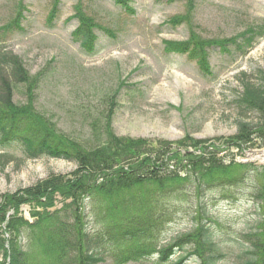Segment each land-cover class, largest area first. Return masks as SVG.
<instances>
[{"label": "rangeland", "instance_id": "374dc122", "mask_svg": "<svg viewBox=\"0 0 264 264\" xmlns=\"http://www.w3.org/2000/svg\"><path fill=\"white\" fill-rule=\"evenodd\" d=\"M130 1L133 14L123 12L113 0H0V46L18 54L38 81L32 88V100L29 85H17L14 102L20 107L31 104L57 131L83 143L86 152L103 148L101 153L108 157L115 150L103 145L112 134L153 141L222 143L245 135L240 121L252 126L258 123L257 114L243 112L236 100L244 82L257 83L258 71L264 69V38L246 54L214 45L209 48L210 71L205 72L187 55L165 54L164 45L165 41L186 40L193 33L207 40H225L251 27L264 28V0ZM55 5L57 13L49 21ZM80 11L100 25L92 52L84 50L72 35L78 19L71 17ZM19 12L21 27L15 23ZM176 17L181 19L173 21ZM262 149L264 144L243 149L233 146L221 153L227 164H253L252 182L174 195L167 205L172 221L161 243L191 231L200 206L219 220L216 230L224 239L244 240L243 233L254 230L262 214L255 186L258 179H264V162L251 152ZM77 169L73 161L49 156L29 159L20 151L0 148V202L5 194ZM181 174H188L186 185L196 183L187 170ZM113 198L89 202L90 212L104 216ZM22 209L33 221L30 206ZM37 235L24 244L30 256L42 258L47 246ZM97 264L115 263L106 253ZM124 264L159 263L153 257ZM225 264L240 263L235 255Z\"/></svg>", "mask_w": 264, "mask_h": 264}, {"label": "trees", "instance_id": "16d2710c", "mask_svg": "<svg viewBox=\"0 0 264 264\" xmlns=\"http://www.w3.org/2000/svg\"><path fill=\"white\" fill-rule=\"evenodd\" d=\"M125 13L135 9L130 0H113ZM56 1L55 4H57ZM57 13L50 12L49 21ZM22 12L16 19L20 26ZM78 19L73 38L87 52H92L98 36L95 20L83 11L71 17ZM176 17L173 21H179ZM264 38V28L251 27L239 36L225 40H207L194 33L183 41H165V54L187 55L195 60L201 72L209 70V48L230 47L246 54ZM244 90L236 100L246 113H256L258 123L240 121L241 133L218 141H153L124 138L112 134L103 145L115 150L111 155L103 148L86 152L84 144L57 131L44 114L31 104L20 107L14 102L17 85H29L32 98L35 77L26 70L21 57L0 46V148L20 151L26 158L42 156L62 158L78 163L69 174L50 175L35 185L5 194L0 202V264H97L108 253L115 264L156 258L159 264H225L236 255L240 264H264V179H258L255 196L262 209L256 228L243 233V239H224L217 232L219 220L203 211L197 212V224L171 242L161 243L166 227L172 221L167 207L179 193L208 190L213 186H234L251 180L256 173L253 164H227L221 153L233 146L264 144V69L258 71L257 83L244 82ZM251 125V127H249ZM249 128H252L248 131ZM188 147H192L193 151ZM264 169V166H263ZM195 184L186 185L188 174ZM130 191L129 194L125 193ZM107 202L104 216L93 215L89 202L101 198ZM100 200V201H101ZM29 205L33 221L23 214ZM95 222V225L93 223ZM99 223V226L97 224ZM92 224V226H90ZM38 233V235H37ZM37 235L47 246L42 258L30 256L24 241ZM37 238V237H36Z\"/></svg>", "mask_w": 264, "mask_h": 264}, {"label": "bare ground", "instance_id": "6f19581e", "mask_svg": "<svg viewBox=\"0 0 264 264\" xmlns=\"http://www.w3.org/2000/svg\"><path fill=\"white\" fill-rule=\"evenodd\" d=\"M253 157L255 159H259L261 162H264V149L255 152V154L253 155Z\"/></svg>", "mask_w": 264, "mask_h": 264}, {"label": "water", "instance_id": "95a60500", "mask_svg": "<svg viewBox=\"0 0 264 264\" xmlns=\"http://www.w3.org/2000/svg\"><path fill=\"white\" fill-rule=\"evenodd\" d=\"M251 152H253L255 154V152H257V151H251ZM247 155H249V153Z\"/></svg>", "mask_w": 264, "mask_h": 264}]
</instances>
